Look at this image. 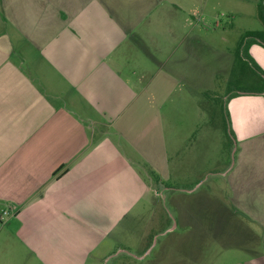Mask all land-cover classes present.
<instances>
[{"label":"crops","instance_id":"crops-1","mask_svg":"<svg viewBox=\"0 0 264 264\" xmlns=\"http://www.w3.org/2000/svg\"><path fill=\"white\" fill-rule=\"evenodd\" d=\"M163 1L0 0V210L9 212L0 225V264H99L107 257L111 264H161L175 219L163 220L139 253L110 242L119 226L131 230L135 206L154 190L135 158L156 182L186 164L204 166L211 157L206 142L198 152V132L208 137V128L219 127L212 104L221 101L208 73L200 107L211 116L188 129L187 154L176 148L170 130L181 104L173 98L182 92L180 64L158 60L152 74L128 69L145 48L135 29L150 27V17L155 23L151 14ZM200 1L203 10L209 0ZM249 1L259 16L264 0ZM248 32L234 77L248 73L251 83L228 90L222 103L234 145L222 176L224 215L250 244H240L242 258L222 264H264V40L260 30ZM222 56L229 74L232 57Z\"/></svg>","mask_w":264,"mask_h":264},{"label":"rangeland","instance_id":"rangeland-1","mask_svg":"<svg viewBox=\"0 0 264 264\" xmlns=\"http://www.w3.org/2000/svg\"><path fill=\"white\" fill-rule=\"evenodd\" d=\"M193 1L165 0L162 2V10H155L151 14L157 15L155 23L150 17V27L146 22L137 26L134 36L145 48L140 50V54L138 52L133 56L132 64L128 65L130 70L143 68L144 71L152 74L158 65V60L165 59L167 63L176 60L180 64L175 65L174 68L184 76L181 84L182 92H176L173 98L180 99L181 104L177 105L175 126L170 132L175 147L179 150L184 149L185 154H187L188 129L199 128L205 121L206 114L208 118L211 116L200 107L203 103L201 98H204L207 91L203 83L208 73L214 74L213 83L221 100L215 106L212 104L213 115L218 114L220 120L219 127L208 128V131H211L208 132V137L203 136L202 127L198 132L200 136L198 152L204 149L203 143L206 142L208 147L206 151L211 157L207 164L192 169L186 164L188 168L185 167L178 175L175 176L172 170L170 178H161L156 182L150 170L142 169L143 162L135 158L140 171L151 177L154 190H151L148 201H139V205L135 206L131 230L126 232L125 228L123 230L119 226L110 242L117 248L128 246L139 253L147 239L160 230L163 220L175 219L178 223L176 235L164 237L166 252L163 257H158L161 264H222L224 261L242 258L246 253L243 249L246 248H240V244L246 246L250 244L249 240L245 239L246 235L238 230L237 224H234L232 219L227 220V215H224L228 211L223 205V203L227 204L223 198V194L226 195V186L222 172L226 163L233 157L234 145L226 128L222 103L226 99L224 95L228 90L248 88L251 83L248 73H245L243 79L241 76L235 78L234 75L241 66L237 59L241 58L239 54L242 52L243 43L254 34L248 31L260 30L257 35L264 40V12H259V16L254 15V2L249 0H209L207 5L202 7L203 10L200 7V0ZM172 2L182 8H172ZM190 5H196L198 8L191 11ZM158 19L161 20L159 24H157ZM186 33L191 38L182 42ZM191 42L193 48L185 50V44L189 45ZM223 51L232 57L229 74L223 71L225 67ZM189 68L192 69L191 74L187 71ZM189 86L197 89H189ZM209 90L213 91V88ZM179 106H182V111ZM180 117H182L181 121ZM166 131L169 132L168 126ZM171 149L173 150V147ZM184 166L185 162H182V167ZM208 187L215 189L214 195L208 191ZM190 218L196 222L194 227L186 224ZM4 220L0 221V225ZM159 240H163L161 236ZM115 247L113 249H116ZM92 263L93 259L87 262V264ZM99 264H111V261L107 257L99 261ZM132 264H154V260L150 259L143 263L135 259Z\"/></svg>","mask_w":264,"mask_h":264},{"label":"built area","instance_id":"built-area-1","mask_svg":"<svg viewBox=\"0 0 264 264\" xmlns=\"http://www.w3.org/2000/svg\"><path fill=\"white\" fill-rule=\"evenodd\" d=\"M8 213H9L8 210L1 209L0 210V219L2 220Z\"/></svg>","mask_w":264,"mask_h":264},{"label":"trees","instance_id":"trees-1","mask_svg":"<svg viewBox=\"0 0 264 264\" xmlns=\"http://www.w3.org/2000/svg\"><path fill=\"white\" fill-rule=\"evenodd\" d=\"M264 12V11H263Z\"/></svg>","mask_w":264,"mask_h":264}]
</instances>
